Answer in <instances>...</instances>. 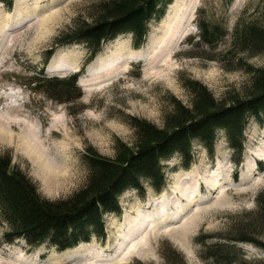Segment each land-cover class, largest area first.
Instances as JSON below:
<instances>
[{
	"label": "rangeland",
	"instance_id": "1",
	"mask_svg": "<svg viewBox=\"0 0 264 264\" xmlns=\"http://www.w3.org/2000/svg\"><path fill=\"white\" fill-rule=\"evenodd\" d=\"M15 1L20 4L17 8ZM98 1L13 0L7 8L0 0V125L6 124L9 132L20 135L23 125L2 116L21 118L40 133V141L51 158L66 157L70 162L64 167L67 173L61 189L52 191L43 182L44 173L17 150V140L0 141V154L8 152L12 165L36 184L41 197L51 201L65 199L84 185L85 156L90 150L113 158L118 141L131 145L132 118L161 127L173 100L188 106V81L205 86L217 100L247 86L250 76L226 63L223 55L230 47L235 25L258 18L259 9L264 7V0H241L236 8L234 0L228 5L224 0H198L191 14L192 30L173 45L170 37L183 27L190 0H171L160 20L149 23L140 48L133 47L129 34L120 35L106 42L100 53L85 64L88 50L84 44L56 46L55 39L70 30L75 21L88 17L91 6ZM36 6L41 10L34 11ZM199 21L218 26L219 31L222 26L226 36L211 48L201 44ZM148 45V56H164L159 67L146 73L147 61L133 58L122 73L105 81L112 55L135 54ZM49 52L52 54L46 61ZM98 56L99 65L92 66ZM52 59L56 64L49 65ZM245 61L254 68L264 67V56ZM74 74L79 75L76 87L80 97L72 103L50 99L33 83L36 78L64 79ZM244 135L239 163L234 162L233 152L220 131L211 152L192 143L193 162L188 169L176 155L164 161L166 185L161 191H155L147 182H143L141 191H124L118 199L120 213L104 216V235H93L88 242L73 248L59 251L43 245L29 250L21 240L4 244L0 227V264H87L80 260L86 257L85 253L74 254L78 247H88V254L104 253L107 259L111 253L105 250L107 245L118 242L116 235L125 234L133 239L145 234L146 252L133 254L124 264H213L203 259V244L220 243V236H234L238 224L246 219L242 214L255 209V197L264 188V124L250 119ZM204 182L209 187H203ZM169 191L174 193L169 195ZM187 195L195 201L192 206L186 205ZM166 205H183L186 209L175 214L170 208L166 212L167 216L171 214L167 223L151 229L148 221ZM186 222L190 225L183 235L180 227ZM236 247L247 258L264 259V252L250 244Z\"/></svg>",
	"mask_w": 264,
	"mask_h": 264
},
{
	"label": "trees",
	"instance_id": "2",
	"mask_svg": "<svg viewBox=\"0 0 264 264\" xmlns=\"http://www.w3.org/2000/svg\"><path fill=\"white\" fill-rule=\"evenodd\" d=\"M228 5L231 0H224ZM10 8L13 0H2ZM171 0H99L88 17L75 21L73 27L55 39L56 46L82 43L88 50V64L104 44L129 34L133 47L140 48L147 37L151 21L164 15ZM201 44L214 47L226 36V30L204 21L197 23ZM47 54L46 61L50 56ZM231 55V56H230ZM224 61L250 76L241 91L217 100L197 81L185 88L189 105L173 100L164 114L161 127L132 118L133 141L115 144L113 158L102 157L93 150L85 156L87 176L84 185L65 199L51 201L40 196L36 184L12 165L8 152L0 154V227L4 244L16 240L30 250L48 245L59 251L88 242L91 236H103L104 216L119 214V197L126 190L141 191L147 182L161 191L166 185L162 163L178 156L188 169L193 162L192 143L213 150L218 131L225 136L234 155L241 162L245 128L250 119L264 124V67L254 68L245 58L264 56V7L258 18L238 22ZM229 57V58H228ZM78 75L68 78L41 79L33 82L38 90L59 103H72L80 96ZM234 236H220V243H204L203 259L213 264H264V259L247 258L236 246L250 244L264 252V188L255 197V209L242 214ZM141 264V263H136Z\"/></svg>",
	"mask_w": 264,
	"mask_h": 264
},
{
	"label": "bare ground",
	"instance_id": "3",
	"mask_svg": "<svg viewBox=\"0 0 264 264\" xmlns=\"http://www.w3.org/2000/svg\"><path fill=\"white\" fill-rule=\"evenodd\" d=\"M240 2L241 0H234V7L235 8L238 7ZM197 4H198V0H190V3L187 9L185 10L184 25L183 27L181 26L177 29L175 35L170 37L171 44L174 45L175 43L180 42L181 39L185 37L187 34H189L190 30H192L190 29V24L192 22L191 14H192V11L195 10V7L197 6ZM18 6H20V4L17 1H15V8H17ZM39 10H41V7L36 6L34 11H39ZM167 15L168 14H166V16ZM150 49H151V46L148 45L145 47L143 51L137 50L135 54L129 53L127 55H123L122 53H118L117 55H112L113 60L112 62H110V64L107 65L108 70H107V74L104 76V78H106L105 81L109 80L113 76H116L122 73L125 70L126 64L133 58L136 60L139 59V61H141L142 59H145V61H147L146 64L148 68H147L146 73L152 70H155L157 67H159L160 63L165 61V58L164 56H161V58L156 57V56L155 57L148 56ZM98 60H100V56H98L92 62V66L97 67L99 65ZM52 64H56V61H54V59H52L49 62V65H52ZM13 118L14 117H11V116H8V117L2 116V119L9 120L11 123L22 124L23 127L21 129L22 130L21 134L16 135L14 133L9 132L6 124H4L3 126L0 125V141L6 142V143H12L15 140H17V150L21 154H23L24 157L28 159L29 162H31V164H33L36 167L37 171H42V173H44L43 182L46 183L47 187L51 188L52 191L53 190L59 191L61 189V183H62L61 181L62 179H65V175L67 173L66 172L67 169H65L64 167H68L70 160L67 159L66 157L57 158L56 156H53V158H51L49 155V151L47 149H44V145L40 141V137H39L40 133H38L34 128H32L29 124H27L26 121H23L21 118H16V117H15L16 119L15 118L13 119ZM51 155H52V152H51ZM59 163L63 167L60 166ZM204 186L209 187L207 182L203 183V187ZM201 187L202 186L200 185V188ZM173 193L174 191H169L168 194L170 195ZM188 196L189 195H187L186 197ZM194 202L195 201L193 200V198L188 197L186 200V205L189 204L192 206V203L194 204ZM170 206L166 205L163 210H158L157 212L153 214L154 216L151 215L152 217L148 221V225L151 226V229L153 228L155 229L156 225L162 224L164 221L166 222L170 218L168 217V216H171L170 213H168V216L166 215L167 210H169L170 208L174 209L173 212L175 214L184 212V209H186L182 207L183 205L179 207H174L173 205H170ZM188 225H190V222H186L184 225L180 227V230H182L183 235H185ZM146 230H147V227H146ZM165 231L169 233L170 229H166ZM116 236L117 237H115V239H117L118 242L111 243V244L109 243L105 249L106 251H111L109 255L110 258L106 259L105 254L101 252H99V254H96V253L88 254L90 252L88 247H82V246L78 247L77 250L74 251L75 252L74 254H76L77 252H82V254L85 253L86 259L82 258L80 260H82L83 262H86L87 264H124L126 260L130 259L133 254L142 255L146 252V249H145V252L143 249L145 248L143 247V243H145V237H146L145 234L142 235L139 239L138 238L133 239L132 237L127 236V234L123 235L124 237L122 236L120 237L119 235H116Z\"/></svg>",
	"mask_w": 264,
	"mask_h": 264
}]
</instances>
